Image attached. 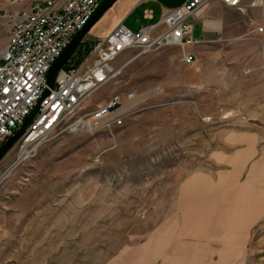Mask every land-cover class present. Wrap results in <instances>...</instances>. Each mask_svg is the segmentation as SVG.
Returning <instances> with one entry per match:
<instances>
[{"label":"rangeland","instance_id":"1","mask_svg":"<svg viewBox=\"0 0 264 264\" xmlns=\"http://www.w3.org/2000/svg\"><path fill=\"white\" fill-rule=\"evenodd\" d=\"M263 13L227 15L248 31ZM252 45L193 47V67L181 47L122 54L82 114L130 93L141 110L122 128L65 132L11 171L0 264H264V216L241 233L245 181L264 179V58Z\"/></svg>","mask_w":264,"mask_h":264},{"label":"built area","instance_id":"2","mask_svg":"<svg viewBox=\"0 0 264 264\" xmlns=\"http://www.w3.org/2000/svg\"><path fill=\"white\" fill-rule=\"evenodd\" d=\"M27 0H6L20 6ZM51 0L36 3L30 9L9 10L0 7V37L6 40L0 49V146L12 138L26 118L38 107L26 131L16 143V163L7 171L0 170V198L9 199L11 192L2 191L11 171L37 155L42 145L65 132L107 127L122 128L130 108L141 99L134 93L115 95L94 110L82 114L91 97L117 75L113 64L125 52L137 50L140 55L155 53L167 47H181L185 65L197 61L188 48L221 38L206 40L193 36L187 20L200 17L212 0H187L180 8L167 11L156 24L145 25L137 32L123 24L93 42H83L48 89L47 75L74 37L86 26L103 0ZM229 8L246 14L249 9L264 11V0H220ZM1 6V4H0ZM146 16L151 17V12ZM263 32L264 27L257 28ZM1 203V202H0Z\"/></svg>","mask_w":264,"mask_h":264},{"label":"crops","instance_id":"3","mask_svg":"<svg viewBox=\"0 0 264 264\" xmlns=\"http://www.w3.org/2000/svg\"><path fill=\"white\" fill-rule=\"evenodd\" d=\"M48 1L51 0H27L20 6H12L8 4L6 0H0V7L9 10L30 9L36 3L46 4ZM66 1L67 0H61L60 3L62 4ZM186 1L187 0H117L92 27L86 38L90 41H95L105 37L119 24H123L131 31L137 32L145 25L158 23L164 13L180 8ZM228 9L230 8L224 6L220 0L210 1L203 9L200 17H190L187 20V22L193 26V36L197 39L203 38L206 40L221 38V41L252 42V44H255V46L252 45V48H254L259 57L263 59L264 30L263 32H258V27L256 28L252 23L251 28L246 31L245 24L242 21H233L229 18L227 15ZM147 12H151L150 18L146 16ZM203 17L204 19H202ZM261 17L263 18L261 26L264 27V13ZM200 19H202V21H200ZM240 34L243 35L239 37ZM212 43L217 42L211 41L201 46L210 48ZM192 48H188L187 51L194 52ZM211 48L207 52L212 53L214 50ZM226 51L228 52V50ZM197 61L193 65L186 66L193 67ZM256 81L259 85L260 76L257 77ZM259 162L260 166L263 167L264 158L259 159ZM256 182L252 180L245 181L242 197L240 196L244 203L242 207V218L245 219V222L243 230H241L243 234H248L250 228L264 216V179L257 180ZM239 264H246L244 256L241 258Z\"/></svg>","mask_w":264,"mask_h":264},{"label":"water","instance_id":"4","mask_svg":"<svg viewBox=\"0 0 264 264\" xmlns=\"http://www.w3.org/2000/svg\"><path fill=\"white\" fill-rule=\"evenodd\" d=\"M117 0H103L95 11L91 19L88 21L86 26L74 37L70 45L66 48L63 54L57 59V61L50 68L47 75L48 89L45 91V96L49 93V89L53 88L57 74L63 69L71 57L75 54L79 46L84 42L87 34L92 27L98 22V20L112 7ZM38 107L26 118L21 129L9 140H7L2 146H0V162L10 152V150L20 140L28 125L32 121L33 117L37 112Z\"/></svg>","mask_w":264,"mask_h":264}]
</instances>
